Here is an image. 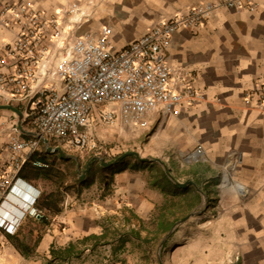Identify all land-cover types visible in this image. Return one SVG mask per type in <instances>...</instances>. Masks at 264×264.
Returning <instances> with one entry per match:
<instances>
[{"label":"crops","instance_id":"1","mask_svg":"<svg viewBox=\"0 0 264 264\" xmlns=\"http://www.w3.org/2000/svg\"><path fill=\"white\" fill-rule=\"evenodd\" d=\"M8 1L14 0H0V3ZM27 1L48 9L49 3L60 6L86 0ZM199 1L205 0H91L94 4L91 15L77 32L93 33L100 25H108L112 30L111 44L119 49L157 20L168 18ZM3 34L6 31L0 29V37ZM166 58L171 66L190 76L198 92L196 103L176 113L151 112L148 127L139 129L133 138L134 142H139L138 148L131 150L148 160L142 161L135 155L137 162L129 166L124 164V156L118 161L122 166L113 172L110 193L100 198L92 197L82 205L77 204L79 199L76 198L70 201V208L44 210L45 219L34 220L38 223L40 237L31 253L11 243L10 239L18 234L0 231V264H76L83 259V254L64 260L53 259L50 247H64L84 235L100 234L105 216H125L126 209L137 217L136 221L148 218L156 224V216L170 211L165 207L171 197L166 190L174 185L182 191H191L190 200L196 201L185 214H193L196 219L181 225L182 235L189 224L199 227L206 212L216 213L212 215V225L218 234H225V237L220 236L218 245L220 248L221 243L224 247L227 244L232 249L231 264H264V107H246L243 102V93L264 81V0H256L251 10L217 8L196 28L175 31ZM1 105L16 108L20 116ZM4 111H9L14 118L7 119ZM21 119L19 104L0 102L2 126L6 128L15 120L21 125ZM106 126L97 125L94 136ZM31 132L22 128L23 136ZM42 139L38 152L46 156L55 152L64 155L61 147H66L64 143L49 138L45 143ZM53 142L61 144L62 153L47 149V146H59ZM197 145L203 148L202 157L186 162L183 154ZM154 162L166 173L167 182L153 180L148 175ZM221 182L226 185L224 189ZM95 184L90 185V192ZM241 186L244 193H240ZM210 199H217L222 207L218 203L203 209L200 202ZM130 226L137 230L138 224ZM138 232L139 237L129 235L130 239L120 243L121 254L127 257L125 262L115 260L106 264L137 263V256L132 258L129 252L140 254L138 249L144 231L139 229ZM116 242L107 244V251L113 256L116 255ZM204 248L202 239H189L188 235L180 244L181 250L193 249L191 254L196 250V258L205 255ZM106 260L103 258L104 262Z\"/></svg>","mask_w":264,"mask_h":264},{"label":"built area","instance_id":"2","mask_svg":"<svg viewBox=\"0 0 264 264\" xmlns=\"http://www.w3.org/2000/svg\"><path fill=\"white\" fill-rule=\"evenodd\" d=\"M91 0L48 9L31 1L0 3V102L17 103L21 125L0 122V231L15 234L28 218L44 214L41 189L22 177V165L46 137L75 148L95 147L97 125L145 129L153 111L176 113L198 100L190 76L166 58L172 34L196 28L220 7L253 9L256 0H205L157 20L119 49L111 27L77 30L91 15ZM246 107L264 105V81L243 93ZM31 132L22 135V128ZM24 131V130H23ZM67 145V144H66ZM203 148L183 154L190 162ZM33 165H46L41 160ZM242 188V186L240 187Z\"/></svg>","mask_w":264,"mask_h":264},{"label":"rangeland","instance_id":"3","mask_svg":"<svg viewBox=\"0 0 264 264\" xmlns=\"http://www.w3.org/2000/svg\"><path fill=\"white\" fill-rule=\"evenodd\" d=\"M260 107H264V105ZM4 112L3 114L7 116V119L14 118L9 111ZM138 132L140 131L129 130L118 124H110L97 132L95 136L96 145L92 148L79 149L73 146L70 147L67 142V145L65 144L66 147H63L61 144L53 142L55 145L62 147L64 155H60L58 152L47 155L45 162L49 169L47 171L48 177L32 179L33 183L42 189L40 203H48L53 210H60L64 207L70 208L69 203L72 199L78 198L77 204L82 205L84 202L87 203L86 201H89L92 197L100 198L110 193V182L113 172L119 166H122L118 163V156L125 151L136 150L138 148L139 142H134L133 140ZM142 141L143 135L141 136V143ZM122 160H125V165L130 166L135 164L138 159L135 155H130L125 156ZM87 161L91 162L88 169L85 170ZM113 161H115L114 165L111 164ZM148 175L156 181H168L166 173L164 174L162 167L157 162L151 165ZM93 182L96 184L93 185V191L90 192V185ZM223 184L221 182L222 189L226 187ZM239 190L240 193H244L242 188ZM189 192L191 191H182L175 185L166 190V193L171 196L169 197L170 201L165 206L170 210L167 209L169 213L166 216L169 220L175 219V221L162 236L156 233V224L151 222L150 219L144 218L136 221L137 217L130 212V209H126L125 216H117L115 214L105 216L102 221L103 227H105L104 236L91 238L84 244L78 242L75 244L76 250H79L76 256L80 257L82 254L84 255L81 261H76V264H106L115 260H123L125 262L127 257L125 258V255L121 254L123 249H120V243L123 242L124 244V241L130 239L129 235L136 237L134 233L130 232L131 228L134 229V227L130 226L131 223H134L136 227L138 224L136 229L144 231L141 237V248L138 249L140 254L129 252L130 254L132 253V258L137 256L138 262L135 264H231L233 259L232 249L227 244L224 247L221 243L220 248L218 245L220 236L225 237V234H218L216 228L212 225V215L215 216L216 213L206 212L205 217H201L204 220L201 221L199 227L195 223L189 224L188 229H184L185 233L183 235L179 231L183 223L190 220L194 222L193 220L196 219V216L191 214L188 218L181 221L186 211H189L191 205L196 203V201L190 200L192 194ZM225 197H228L227 194ZM218 203L219 207H222L220 205L221 202L217 199L200 202V205L203 209L207 210L211 206L218 205ZM156 211L158 212V210ZM22 228L24 230L23 234ZM15 234H18V236L12 237L10 239L11 243L15 246L21 243V248L31 253L40 237L38 223L28 218L21 224L19 232ZM186 235L189 236V239L195 238L204 241L205 255L203 257L196 258V250L191 254L193 249H180L181 241L182 239H186ZM144 238L150 239L145 241ZM115 240H117L115 243L116 255L113 256L107 251L109 249L107 244ZM24 246L27 247L25 248ZM106 252H108L107 256H105ZM131 256L129 255L130 258ZM103 258H107L108 260L104 262ZM126 264L129 263L127 262Z\"/></svg>","mask_w":264,"mask_h":264},{"label":"trees","instance_id":"4","mask_svg":"<svg viewBox=\"0 0 264 264\" xmlns=\"http://www.w3.org/2000/svg\"><path fill=\"white\" fill-rule=\"evenodd\" d=\"M36 159L41 160L46 165H41V166L33 165L32 161L36 160ZM45 159H46V154L40 153V152H38V150H36L35 152H33L29 156V158L22 165L20 175L22 177L28 179V180L48 177L47 171H49V169H48L47 163L45 162L46 161ZM39 206L41 208H44L45 210H51L52 209L48 203H43V204L39 203ZM55 211H58V209H56ZM45 217H46V214H43L39 218L33 219V220H40L41 221V220H44ZM156 219H157L156 233L161 234V236L164 235L169 230V228L171 227V225L175 221V219L169 220L164 213H160L158 216H156ZM104 230H105V227H103V230L100 234H88V235H85V236L78 238L74 241H70L64 247L55 248L52 245L49 249L50 254H51L53 259H60V260H64L70 256H76L79 253V250H76V246H75V244L77 242L84 244L87 240H89L91 238L102 237V236H104V233H105ZM130 232L134 233L137 237H139V235H140L138 230H134L133 228L130 229ZM148 239H150V238H144L145 241H147ZM16 246L18 248H21L22 244L19 243ZM24 247L26 248L27 246H24Z\"/></svg>","mask_w":264,"mask_h":264},{"label":"water","instance_id":"5","mask_svg":"<svg viewBox=\"0 0 264 264\" xmlns=\"http://www.w3.org/2000/svg\"><path fill=\"white\" fill-rule=\"evenodd\" d=\"M1 106H4V107H8V108L13 109L15 112H17L18 116H20V114H21L19 110H17L16 108L11 107V106H9V105H1ZM42 140H43L45 143L47 142V139H46V138H43ZM47 149H48V150H51V149H53V150H57V151H59V152L62 153V151H61V147H60V146H54V147L47 146ZM132 154H133V155H136V156L138 157V159H140V160H142V161H146V160H148L147 157H140V156H138V153H137L136 151H127V152H123L122 154H120V155L118 156V159H120V158H122V157H124V156H127V155H132ZM115 161H116V160H115ZM113 162H114V161H113ZM89 163H90V161H88V162L86 163V167H85V169L88 168ZM107 164H108V163H107ZM188 216H190V213L187 214V215H185V216L181 219V221H183V220H185L186 218H188Z\"/></svg>","mask_w":264,"mask_h":264}]
</instances>
